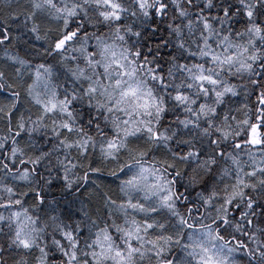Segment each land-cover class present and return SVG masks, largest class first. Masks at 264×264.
Returning a JSON list of instances; mask_svg holds the SVG:
<instances>
[{
	"label": "snow or ice",
	"instance_id": "1",
	"mask_svg": "<svg viewBox=\"0 0 264 264\" xmlns=\"http://www.w3.org/2000/svg\"><path fill=\"white\" fill-rule=\"evenodd\" d=\"M0 264H264V0H0Z\"/></svg>",
	"mask_w": 264,
	"mask_h": 264
}]
</instances>
